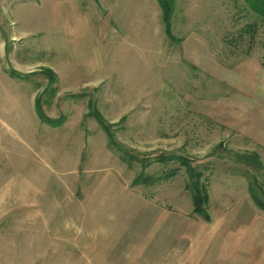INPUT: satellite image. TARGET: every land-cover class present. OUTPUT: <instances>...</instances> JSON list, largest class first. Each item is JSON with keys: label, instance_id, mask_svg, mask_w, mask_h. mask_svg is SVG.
I'll list each match as a JSON object with an SVG mask.
<instances>
[{"label": "rangeland", "instance_id": "obj_1", "mask_svg": "<svg viewBox=\"0 0 264 264\" xmlns=\"http://www.w3.org/2000/svg\"><path fill=\"white\" fill-rule=\"evenodd\" d=\"M30 1L0 3V264H182L200 233L218 250L249 219L250 185L264 197V167L236 158L264 165V18L253 0H173L175 40L158 0H94L92 26L58 41L31 30L54 21ZM90 103L145 168L108 148ZM171 155L205 175L211 224L193 213L185 169L159 162ZM120 215L123 232L111 226ZM227 248L206 262L221 264Z\"/></svg>", "mask_w": 264, "mask_h": 264}, {"label": "crops", "instance_id": "obj_2", "mask_svg": "<svg viewBox=\"0 0 264 264\" xmlns=\"http://www.w3.org/2000/svg\"><path fill=\"white\" fill-rule=\"evenodd\" d=\"M30 3H33L36 8L50 13L49 15L54 21L52 26L49 25L52 29H48L47 26H45L44 29H42V27L36 28L31 26V30H36L40 36L49 35L48 31L53 30L52 32L56 36L55 41L72 39L77 37L78 29L84 31L88 25L92 26V22L87 20L86 15L93 13L94 0H33L30 1ZM24 34L35 36L32 33L21 30L20 36H24ZM56 43L62 46V44L55 42V44ZM250 200L252 202V206L249 207V219H247L244 223H240V218L236 220V229L229 231V240L225 239L220 241V244L222 245L218 247V250L215 247H209L206 252L205 248L201 245L206 236L204 235L203 237V233H200L197 237L194 236L195 238H192V245L195 249L192 251V257L190 259L189 252L187 259L183 261L182 264H208V262H206L208 257L214 256L217 259L219 258V255L221 254L220 249L224 243H228L229 248H227V251L223 256L228 255V258L221 260V264H226L228 259L230 262L227 264H264V215L262 210L258 212L255 211V208L257 207L252 199ZM108 205L109 208L107 207L103 213L107 215V217L116 213L115 208H110L113 204L108 202ZM30 209L32 208L28 206L23 208V214L26 213V215H29ZM40 211H42V216H45L43 210L40 209ZM115 217L116 222L111 223V226L117 231H125L128 218H123L124 216L121 215ZM211 221L204 222L209 225L212 223ZM240 226L242 229L238 228ZM158 236L159 241H157V244H164L167 239V235L160 234ZM161 237H165V240L161 241ZM188 240L190 241V239ZM202 249L204 250V253ZM85 253L93 254L94 252L93 250L86 248Z\"/></svg>", "mask_w": 264, "mask_h": 264}, {"label": "trees", "instance_id": "obj_3", "mask_svg": "<svg viewBox=\"0 0 264 264\" xmlns=\"http://www.w3.org/2000/svg\"><path fill=\"white\" fill-rule=\"evenodd\" d=\"M252 0H245L248 4ZM159 5L162 11V21L164 24L165 32L169 39L175 40V36L172 32V16H173V9H174V1L173 0H158ZM252 8L254 9L255 13L264 18V0H253ZM253 28V26H250ZM43 72L47 74L48 79L50 80V84L53 85L57 81V76L51 69H46ZM11 76L16 77L17 72L12 71ZM36 112L43 123H50L52 124L54 120L49 118L45 111L41 107L40 99L37 98L35 103ZM89 117L95 118L101 129L105 132L108 141V148L111 151H114L119 154L120 160L123 163L128 164L131 166L135 162H140L143 168L146 165L134 156L133 153L126 150L125 148L118 145L115 137L110 132L111 124L107 122L103 114L98 110V108L93 105L92 103L89 104V112L87 114ZM237 161L240 163L248 164V165H257L259 168H263L264 165L256 153H249V154H238L236 155ZM166 161V162H165ZM179 162V165L183 167L188 175L189 182L187 183L186 187L187 190L191 193L192 203H193V213L199 217H201L204 221L210 222L211 221V214L209 212V203H210V193H209V183L205 178L203 172L199 171L194 167L192 160L177 155H171L168 157H161L159 162L167 163V162ZM151 164H149L150 166ZM178 171L172 170L168 175H165L163 178H154L150 176L140 175L135 178L133 185L140 186V185H147L152 186L157 182H160L162 179L168 180L176 176ZM262 187H260L261 189ZM249 192L252 201L254 202L255 206L258 207L260 210L264 212V197L257 191V189L253 188L252 184L249 187ZM262 194H264L262 192Z\"/></svg>", "mask_w": 264, "mask_h": 264}, {"label": "built area", "instance_id": "obj_4", "mask_svg": "<svg viewBox=\"0 0 264 264\" xmlns=\"http://www.w3.org/2000/svg\"><path fill=\"white\" fill-rule=\"evenodd\" d=\"M7 1H13V0H0V3H5Z\"/></svg>", "mask_w": 264, "mask_h": 264}]
</instances>
